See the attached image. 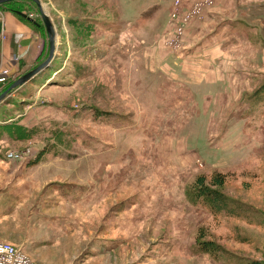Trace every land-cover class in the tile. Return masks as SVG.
I'll list each match as a JSON object with an SVG mask.
<instances>
[{
    "label": "rangeland",
    "instance_id": "obj_1",
    "mask_svg": "<svg viewBox=\"0 0 264 264\" xmlns=\"http://www.w3.org/2000/svg\"><path fill=\"white\" fill-rule=\"evenodd\" d=\"M42 1L55 26L58 47L66 54L57 56L53 67L24 89L12 91L6 97L0 104V123L22 121L25 118L21 117L23 110L29 107L31 110L25 123L38 126L43 134L42 141L57 139V127L55 129L47 120L52 117L44 116L38 123L31 113L33 108L45 112L46 107H53L49 102H54L56 109L64 106L72 122L86 127L83 132L100 141L114 143L120 155L105 158L106 165L102 169L92 165L88 173H83L87 171V164L73 166L57 161L38 165L39 168L28 167L38 164L46 150L36 154L34 141L4 147L0 152L5 157L1 165L0 194L4 190L9 194L3 197L7 203L11 197L15 202L20 199V192L26 197L32 188L35 193L28 203H40L51 207L50 212L54 215L61 214L53 205L57 202L55 192L48 186L63 177H72L70 180L75 181V171H79L82 178L90 172L95 175L97 186L94 189L103 191L104 196L98 200L91 193L82 197L87 200L88 207H92L87 210L61 206L63 214L75 221L86 216V223L79 231L82 234L74 232V236L62 244L67 247H59L56 251L42 247L34 256L27 253V245L20 248L18 240L23 237L17 231V223L21 224V216L25 217L31 208H24L7 223L0 224V240L19 246L38 264H248L253 261L264 264V102L260 105L250 103L251 94L264 84V66L262 70L257 67L264 60V52L241 47L238 40L236 46L229 44L231 47L225 46V51L218 52L223 73H216L215 66L209 76L214 81L215 92L211 91L212 85L206 83L190 95L199 82V78L192 75L183 83L172 79L164 82L165 88H174L179 93V96L173 95L175 99L164 95L156 97V91L161 88L157 90L158 85L151 84V99L141 95L139 90L149 88L143 82L146 74L139 63L145 71L147 60L159 53L163 56L161 61L168 60L170 66L172 58L165 55L164 50L174 54L180 52L186 43L185 33L189 26L195 21H204L207 11L216 9V0L211 5L200 0L205 2L200 14L192 15L185 24L184 18L192 12L195 0H184L182 6H173L171 12L164 7H169L173 0H155L154 4L163 7L160 6L156 19L150 21L149 28L139 31L128 29V24L134 20L125 14L132 0ZM22 6L25 12L40 19L37 5L28 2ZM254 6L255 3H250L247 8ZM255 23L259 25L258 20ZM116 25L121 26L118 29L123 32H116ZM235 35L240 36L239 30H235ZM40 37L47 51L49 43L44 27ZM0 39L6 41L7 35L2 33ZM174 46L179 47L171 49ZM19 60L17 55L12 59L17 66L15 71L0 60V79L2 71L10 69L6 84H0V95L35 69L20 74ZM73 61L88 65L89 74L82 83L68 89L45 84L53 75L55 81L75 82L72 77H62L64 62L71 69ZM22 91L33 95L29 98ZM212 95L215 99L206 101ZM88 105L125 113L140 121L144 130L137 128L134 134L141 138L120 132L117 140V130L97 126L102 124L87 118L93 113V108ZM86 111H90L87 116ZM69 129L75 133L72 126ZM62 141L70 142V138L66 136ZM51 150L49 154L53 157L66 159L68 155V152L53 153ZM70 150L72 148L68 146ZM13 152L20 157L9 158ZM230 168L233 170H226ZM125 172L129 174L123 175ZM210 172L225 176L221 191L235 202L240 213L212 216L189 204L188 190L201 176L211 181L213 174ZM70 228L69 225L66 230L70 232ZM95 235H105L102 247L98 245L100 238H93ZM80 241L81 246H78L76 243L80 244ZM90 242L96 244L99 254L89 263H77ZM201 242L212 243L215 252L198 251ZM70 245L82 250L77 251L78 247L76 252L68 250Z\"/></svg>",
    "mask_w": 264,
    "mask_h": 264
},
{
    "label": "crops",
    "instance_id": "obj_2",
    "mask_svg": "<svg viewBox=\"0 0 264 264\" xmlns=\"http://www.w3.org/2000/svg\"><path fill=\"white\" fill-rule=\"evenodd\" d=\"M40 1L41 3H43L42 0ZM132 1L133 2L129 4V8L127 9V13L125 14L126 17H131V20H135L137 18L149 19L147 24L142 28L148 29L150 21H154L156 19L161 10L160 6L163 7V5L154 4L155 0ZM16 2H19L20 4L27 3L24 2V0ZM250 3H255V6L247 8V5ZM173 4L174 0L169 7H164L165 10L171 12L170 9L173 8ZM216 4L217 7L215 10L207 11V15L205 16L204 21L200 22L198 20L193 22L189 26L188 30L185 33L186 43L180 52L175 54L171 52V54L168 52V50H164L165 55L172 58V64L170 66L168 60L165 62L161 61V59H163V56L160 57L159 53L147 60L145 71L142 67V64L139 63V66L143 70V73L146 74L143 82L149 87L146 90L140 89L138 87L139 90H141V95H147L148 97L153 99L151 97V84L156 83L158 85L157 90L161 88L160 91H156V97L164 95L171 96L170 99H175L172 98L173 95L179 96V93L175 91L174 88L172 90L165 88L164 82L167 79H172L173 81L183 83L191 79L192 75H194V77H198L199 82L197 87H195L193 91H190V95H193V93L200 85H205L206 83L211 84V91L215 92L214 81L211 80L209 76L213 74L215 66L216 73H223V71L220 69L221 67L219 63L220 59L218 58V52L225 51V46H230L229 44H232L234 47L236 46L235 44L238 43V40H240L241 44L239 45H241V47L244 45L245 47H243L246 49L252 48L256 52H264V0H216ZM225 11L226 13H224ZM27 14L29 15V17L31 15H34L29 12ZM0 19L2 21V24L0 25V37L2 36V33L7 35L6 41L0 39V44L2 46V55L0 57V60L2 59V64L4 60L5 65L7 67L13 68V70L15 71L17 66H14L12 59L15 55H17V58L20 59L18 61V64L19 62H21L20 65L22 66V71L19 72L20 74H26L33 68L38 67L47 54V51H45V46L41 42L40 32L42 31V29L35 28V25L29 19L23 20L24 18L21 19L16 14L14 15L11 12H6L1 9V7ZM257 20L259 21L258 26L255 23V21ZM128 25V29H132L134 21ZM236 29L239 30L240 36L235 35ZM263 61L264 60H262V62L257 66L260 70L263 69ZM55 62L56 60L54 59L52 65L55 64ZM63 67H65V69L67 68L65 62ZM159 68L164 71L160 73L161 71L158 70ZM257 72L260 71L258 70ZM260 73L262 74V72ZM53 76L55 77V75ZM160 76V79L156 78ZM146 80H148V82H146ZM51 81L52 77L50 78V80H47L45 84H47L48 86ZM210 99H215V97L212 95L211 98H208L206 101ZM49 103H51L53 107H46L48 110H46L45 112L41 113L39 109H32L34 112L32 111L31 113L35 118L34 120L39 123L44 116H51L52 119L47 120L48 123H51V125L55 127V129L57 127L58 133L55 136H58L60 134L59 132L71 130L69 129V127L72 126L79 139L70 142L56 141L55 138L49 141H42L40 137L43 134L38 126H29L28 123H25L26 116H28V114L30 113H28V111L31 110V108L28 107L27 110H23V114L21 115L22 118L25 117L24 119H22L21 124L32 128V132L34 134L33 139H30L28 142L34 141L33 150L35 147L34 152H36V154L42 149L46 148L41 161L38 164L30 165L28 167L39 168V166H46L52 164L53 162L61 161V164L71 163L73 166L79 163L82 165L87 164V171H82V169L80 171H82L83 173H88L92 165H98V167L102 169L106 165L105 158L109 157L110 159H112L113 155H115L116 157L120 155L119 149H117V146L114 143L100 141L90 136L88 133L83 132L86 127L80 125L79 123L72 122L67 110H64V108L62 107L60 108V110L56 109V107L54 106V102ZM89 112L90 111H86V116ZM106 112L113 113V115H102L105 119H93L94 123L95 121H97L102 124H96L97 126L107 127L110 129L112 128L119 132L121 130V127L125 126V124L121 123L117 115L123 114L130 117L128 119V123L126 124L127 126H130V128H139L141 130H144V128L140 125V121L136 120L135 122L134 118L125 113L111 111ZM92 117H94V113H91L89 116H87V118H89L90 120ZM112 117H115L117 120L114 121V119H111ZM118 132H116V138L119 134ZM135 141L137 142V140ZM36 142L38 144H36ZM39 142H42V145H40ZM6 146H10L9 142L5 138L0 139V152ZM68 146L71 147L72 150L68 151ZM50 150L53 153L68 152V155L66 156V159H61L60 156L53 157L51 154H49ZM129 152L130 151H128V153ZM45 155L47 160H45ZM3 158L5 157H2L0 153V174L2 173L1 165L3 164L2 162H4L2 160ZM43 163L46 164L44 165ZM122 163L126 162L122 160ZM75 174L77 175L75 181L70 180L72 177H63L60 181H52L48 186V189H51V191L55 192V199L57 201L56 204L59 203L58 205H56L55 203L53 204L59 208L57 209V211L61 213L57 215H54L52 211L50 212L51 207L42 205L40 203H28L32 199V196H34L35 189L31 188L26 197H22V193L20 192V199H18L16 202L10 196L11 199L8 201V203L5 199H3V197H8L9 194L7 192H4L5 190L1 191L0 197H2V201L0 199V224L7 223L11 218L22 212L24 208L32 209L25 217L21 216V224L20 222L17 223V231L18 233L20 232L23 237L19 238L18 243H20L21 245L20 248L27 245L26 250L29 255L34 256L38 250H42V247L55 249V251L59 249V247H67L68 245H62L67 241V239H69L71 236H74L75 233L82 234L79 231L86 223V216L85 218L81 219V221H75L66 214H63L64 211H61V206H69V208L73 209L83 208L84 210H87V208L90 209L92 207H88L87 200H82V197H85L88 193H91V196H94L96 200L104 196L103 191H101L100 193L98 189L96 191L94 189L96 188L95 186H97V177L95 175L90 172L89 176L82 178L80 177L81 173L79 171H75ZM125 174L129 173L125 172L123 175ZM90 181H94V183H92L95 185H92V183L90 184ZM59 200L64 204L60 203ZM25 218L26 220L23 221ZM69 225L71 227L69 229L70 232L66 230ZM103 226H105V224ZM104 236L105 235H101L99 237L95 235L93 237L96 239L100 238V242L98 245L101 247L105 241L103 239ZM91 242L86 246L81 254L82 257L78 259L77 263H89L93 261L92 259L99 254L96 244H91ZM76 244L78 246H81V241L80 244L79 242H77ZM78 246L70 245L68 247V250L74 249L75 251V248H77ZM81 250V247L77 248V251ZM58 258L59 257H56V259Z\"/></svg>",
    "mask_w": 264,
    "mask_h": 264
},
{
    "label": "trees",
    "instance_id": "obj_3",
    "mask_svg": "<svg viewBox=\"0 0 264 264\" xmlns=\"http://www.w3.org/2000/svg\"><path fill=\"white\" fill-rule=\"evenodd\" d=\"M24 2L28 3V2H32V1L24 0ZM22 5L23 4H20L19 2L14 1V2H10V3H6L4 5H0V7L4 11L11 12L14 15L16 14L19 18L23 19L21 16H19L17 14L19 12L25 13L24 6H22ZM27 13L28 12H26L25 14H27ZM27 16H28V14H27ZM23 20H25V19H23ZM37 20H38V23H41V21H42L41 18L40 19L37 18ZM148 21H149V19H143V18L135 19L134 25H133V30L134 31L142 30V28L147 24ZM39 25H41V26L40 27L35 26V28L42 29L44 27L42 24H39ZM119 27H121V26H119V25L115 26L116 32H118V33L123 32L122 29H118ZM114 31L112 30V32H114ZM65 54H66V52L64 51V49L63 50L58 49L57 55L61 56V55H65ZM45 58H46V56L44 57V59ZM60 70L61 69H59L56 73H58ZM88 74H89L88 65H86L85 63H82V62L73 61V64L71 65V69H69L67 67L65 69L62 77H64V78L65 77H68V78L72 77L75 82H63L60 80L55 81V77L53 76L50 84L52 86H55V87L68 89V88H71L75 84L82 83V80L83 79L85 80V78L88 76ZM50 78L51 77L47 78L46 82H47V80H50ZM24 87H26V86H24ZM24 87L22 89H24ZM22 89H20V90H22ZM44 89H46V87H44ZM22 92H23L24 96H29V98L33 95V93L31 94L30 92L29 93H26V91H22ZM251 95L252 96L250 97V103H252V105L262 104L264 102V84L256 91V93L253 92ZM88 106L93 108L92 110L94 113V117H92V118L94 120L104 118L102 115H106V116H112L113 115V113L106 112V111L101 110L99 108H95L91 105H88ZM62 108H64V106ZM90 109L91 108H88L87 110H90ZM117 116L120 119L121 123L125 124V126L121 127V130L118 133L121 132V133H123V135L128 136V137L133 135L132 137H134L135 139L141 138L139 134H134V131L137 128H130V126L126 125L128 123V119L130 117L125 116L123 114H119ZM111 119H114V121L117 120L115 117H112ZM135 122H136V119H135ZM59 133L60 134L57 137V139L59 138V141H62V139L65 138L66 136L70 138V141H76L79 139L78 135L76 133L72 132L71 130H66V131H62ZM33 135L34 134L32 132V128L21 124V121L19 119H18L17 123H15V124H12V123L1 124L0 123V139L5 138L9 142V145H12V144L13 145H26L30 139H33V137H34ZM135 154L137 155L136 152H135ZM233 168H235V167H233ZM233 168L226 169V170H233ZM211 169L214 171H217V170L218 171H225V170L215 169V168H211ZM210 173L213 174L211 176V179H210L211 181L208 182L207 177L201 176V177L196 179L193 186L188 190L187 196L189 199L188 200L189 204L192 207L201 208V209L206 210L208 212V214H210L212 216H217V215H221L224 213L225 214L240 213L239 208L237 206H235L236 205L235 202L230 200L229 198H227L224 195V193L221 191L223 189L224 184H225V181H224L225 176L222 175L221 173H218V172H210ZM199 244L200 245L197 248L198 251H201L205 254H213L215 252L214 251L215 246L212 243H210V242L202 243L201 242ZM248 264H262V263L253 261V262H250Z\"/></svg>",
    "mask_w": 264,
    "mask_h": 264
},
{
    "label": "water",
    "instance_id": "obj_4",
    "mask_svg": "<svg viewBox=\"0 0 264 264\" xmlns=\"http://www.w3.org/2000/svg\"><path fill=\"white\" fill-rule=\"evenodd\" d=\"M14 1H21V0H0V5H4L6 3H10V2H14ZM28 1H32L33 3H35L37 5L38 10H39L40 15H41L42 25L44 26L46 33H47V36H48L49 46L47 48L46 58L44 59V61L42 62L41 65H39L34 70L30 71L29 73H27L26 75H24L23 77L18 79L5 93L0 95V104L4 102L6 97H8L12 91H15V90H18L19 88L24 87L25 85L29 84L33 79L39 77V75H41L47 69L52 68V62L54 61V59L57 56V54H55V52H57L59 49L58 42H57V40H58L57 39V32H56L55 26L53 25V23L49 17V14L45 11L43 4L41 3L40 0H28ZM17 14L24 19L28 18L27 15L22 13V12H19ZM29 20L35 26H37V27L41 26L37 22L31 20L30 18H29Z\"/></svg>",
    "mask_w": 264,
    "mask_h": 264
},
{
    "label": "built area",
    "instance_id": "obj_5",
    "mask_svg": "<svg viewBox=\"0 0 264 264\" xmlns=\"http://www.w3.org/2000/svg\"><path fill=\"white\" fill-rule=\"evenodd\" d=\"M184 0H176L175 7L182 6ZM214 0H206V5H211ZM205 5V2L195 0L193 3L192 12H189L184 18V24L189 21V18L194 14H200L201 8ZM34 18V15H31ZM179 46H174L171 49H178ZM0 79L1 86L5 85L8 77L10 76V69H6L1 73ZM18 153H11L9 158H19ZM0 264H38L32 261L29 256L20 248L13 244L0 240Z\"/></svg>",
    "mask_w": 264,
    "mask_h": 264
},
{
    "label": "bare ground",
    "instance_id": "obj_6",
    "mask_svg": "<svg viewBox=\"0 0 264 264\" xmlns=\"http://www.w3.org/2000/svg\"><path fill=\"white\" fill-rule=\"evenodd\" d=\"M55 54H58V51H57V52H55Z\"/></svg>",
    "mask_w": 264,
    "mask_h": 264
}]
</instances>
